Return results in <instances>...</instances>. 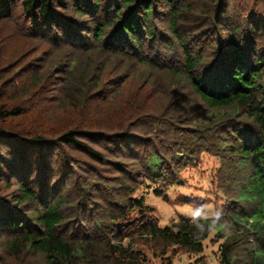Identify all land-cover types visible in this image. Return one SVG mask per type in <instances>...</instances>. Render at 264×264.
<instances>
[{
  "label": "trees",
  "instance_id": "16d2710c",
  "mask_svg": "<svg viewBox=\"0 0 264 264\" xmlns=\"http://www.w3.org/2000/svg\"><path fill=\"white\" fill-rule=\"evenodd\" d=\"M67 1L0 0V23H10L20 5L21 37L44 39L68 56L99 49L141 63L151 86L153 71L169 73L202 104L194 99L170 115L161 113L175 99L152 114L144 111L146 99L109 103L100 62L51 58L52 50L36 57L30 75L17 71L18 62L0 66V167L11 191L9 200L0 198L7 251L16 259L33 253L46 264H148L136 239L154 241L160 256L169 247L200 255L215 232L223 242L219 264H264V10L244 7L247 0H72V8ZM4 56L1 50L0 63L10 60ZM51 79L58 81L54 101L76 116L53 129L43 125L49 114L36 112ZM95 95L109 104L94 109L96 117L88 109ZM23 117L35 118V127L21 128ZM202 155L220 163L213 176L216 203L224 202L219 212L160 227L135 193L149 182L165 196Z\"/></svg>",
  "mask_w": 264,
  "mask_h": 264
},
{
  "label": "rangeland",
  "instance_id": "374dc122",
  "mask_svg": "<svg viewBox=\"0 0 264 264\" xmlns=\"http://www.w3.org/2000/svg\"><path fill=\"white\" fill-rule=\"evenodd\" d=\"M66 3V6L71 8L75 5V2L72 0L67 1ZM81 3H84L83 0H81ZM247 3H249V5ZM243 4L244 7L251 6L250 4H252L255 9L258 8L260 10H264V3H261L260 0H247V2H244ZM59 11L67 16L78 18L68 12V10ZM20 16H22V9L20 5H18L15 8L13 20L10 23H0V51L2 50V53L5 54L4 57L8 56L9 58H6L10 59L4 60V62L2 61L0 66L10 65L11 62L14 64L18 62L20 68H18L17 71L22 73L23 71H26L25 75H30L35 69V65L39 63L37 62L36 57H38V55H42L44 51L52 50L55 55H53V52L49 54L51 58L64 54L67 55L68 59H74V61L77 60L81 64H84V62L87 61H91V63L95 64L100 62V65L104 66L103 72L105 79H108V82L105 84L104 91L105 95L107 91L111 93V98L108 100L109 103H112L113 101L121 103L122 100L127 101L128 98L134 100L142 99L143 101L146 99V110L144 111L152 114L162 111L166 101L175 99L176 101H179V104L177 105L176 101H174L175 104H170L167 106L166 110L161 113H170V115L173 113L180 114L183 110H185V108H188L189 105L193 106L194 99L196 103L200 105L202 104L199 99L197 100L195 96L192 95V91L190 89L182 87L181 83L177 80H173L171 74L169 73L167 74L166 72H161L159 70L153 71L151 74L153 85L151 86L149 85L150 83H148L150 80L148 77L150 69L141 65V63L127 62L123 59L120 60L109 53L107 55L104 52H100L99 49V51L96 50V52L93 51L92 53H74V55L68 56V53L65 52L69 51L63 50L58 53L54 51V49H52L48 45V42L44 39L21 37L19 35L21 28L19 26H21L22 23H16L18 17ZM49 64L50 63L44 65V71ZM118 76L120 78L123 77L124 82L116 85V88L110 91L109 89L114 87L113 85L115 84V81H119L120 78H117ZM109 79H111L110 82ZM56 82L58 81H55V79L50 80V85L46 88V91H48L46 94L47 98L43 101L40 100V102L37 103L38 108L36 109L37 114L40 113L41 116V112L49 114V122L43 123V119L41 117H39V119L40 124L43 123L45 127H49L51 129L62 124H66L76 118V116L72 115L69 109L67 112L63 111L60 104L57 105V102L54 101L55 96L59 97V92L57 91L58 89H56V84H54ZM167 87L169 88L168 90H166ZM96 95L94 100H92V104L88 107V109L91 108L89 113H94L93 116L100 113L98 112L99 110L94 111V109L109 106V104H104L103 102L102 105L101 101L96 99ZM146 96L148 97L146 98ZM96 116L97 115L94 117ZM31 119L32 118L28 119V117H23L18 121V125L21 128L26 127L27 129L28 125L35 127L33 123L35 118ZM108 128L110 129V127ZM89 143L91 147L99 153L105 154L106 156L109 154L105 145L101 144V142L91 141ZM4 146L5 142L3 140L0 141L1 153L6 150L3 148ZM15 147L16 150H20V152H22V145L18 144V146ZM110 149L115 150V147L113 146ZM75 152L76 151H74V153ZM5 154L9 155L10 153L5 152ZM114 159L115 158H112L111 160ZM219 165L220 163L216 159L208 155H202L197 167L186 169L181 173L180 177L183 179L182 186L179 185L169 187L166 190L165 196L161 195L158 197L155 195L154 191L160 186L147 182L141 186V188L135 193V196L144 197L145 204L152 209V214L158 219L160 227L170 225L172 221H177L181 216L194 217V213L198 210L201 213L199 215L200 217H213V215H217V212H219V209L224 203L222 200H219L216 203L214 194L213 176L219 168ZM0 175L2 177H0V198L9 200L11 191L7 189L8 186L5 181H8L7 178L10 177V175L7 173V170H3L1 167ZM191 198L202 200L204 205L199 206L197 203H191L193 202ZM187 199H191V201L189 202ZM5 238V236L1 235L0 231V264H46L44 257L33 253L23 255L21 259L14 258L6 249ZM135 241H137V243H135L136 248L143 251L148 260V264H219V248L223 243L222 241L216 240L215 232H213L203 243L204 252L200 255L189 254L184 251H179L175 247H169L167 249V254L160 256L157 254L159 252L157 250V246L154 244V241L145 238H139ZM128 242L129 240L126 239L124 241V245H128ZM142 244H145V246Z\"/></svg>",
  "mask_w": 264,
  "mask_h": 264
},
{
  "label": "clouds",
  "instance_id": "9594fccd",
  "mask_svg": "<svg viewBox=\"0 0 264 264\" xmlns=\"http://www.w3.org/2000/svg\"><path fill=\"white\" fill-rule=\"evenodd\" d=\"M201 213H200V211L198 210V211H196L195 213H194V215L195 216H199Z\"/></svg>",
  "mask_w": 264,
  "mask_h": 264
}]
</instances>
